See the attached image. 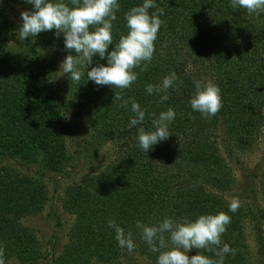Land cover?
I'll use <instances>...</instances> for the list:
<instances>
[{
    "label": "trees",
    "instance_id": "1",
    "mask_svg": "<svg viewBox=\"0 0 264 264\" xmlns=\"http://www.w3.org/2000/svg\"><path fill=\"white\" fill-rule=\"evenodd\" d=\"M155 2L164 15L160 17L163 23L154 41L153 58L146 71L140 67L133 69L137 80L128 89L110 85L98 88L87 81L86 68L81 69L84 75L79 82L69 81L77 99L88 107L95 138L111 143L115 153L103 175L88 177L83 185L73 186L67 192L65 206L76 214L77 220L61 264H87L92 255L122 264L134 254L156 263L158 253H153L142 240L135 227L137 221L152 225L164 216L195 218L218 212L231 218L221 236V247L228 244L235 250V255L225 256L224 264H246L249 249L242 209L228 212L231 201L225 193L235 185L233 163L261 133L264 124V13L249 14L245 9H234L230 0ZM141 3L142 0H119L117 19L112 22L114 44L127 32L124 13ZM21 5L31 8L25 3ZM9 28V19L0 10L2 143L31 158L41 147L47 164L52 166L60 139L51 129L47 132L35 127L43 111L25 104L32 92L29 81H14L4 76V69L11 70V63L16 61L3 48L11 39ZM54 31L25 39V51L36 66L41 63L33 40L53 41L64 48L63 34L57 38ZM68 54L76 55L74 51ZM99 63L106 61L94 56L92 66ZM171 72L182 83L168 89L167 101L161 103L159 95L146 93L147 84H159ZM46 80L49 90L56 94L50 75ZM194 80L212 81L219 86L223 106L215 116H204L191 109L189 98L194 91ZM131 100L146 111L143 124L146 130L151 127L150 115L158 116L169 107L176 113L169 126V138L147 153L137 146L136 129L126 126L133 115ZM220 139L225 141L222 146ZM256 176L258 192L252 186ZM248 177L251 181L248 194L253 197L259 193L264 198V169L260 175L254 172L248 173ZM46 199L42 185L10 168L0 167V255L22 258L31 254L33 259L38 256L34 234L22 225L21 219L41 212ZM110 220L125 231H132L134 251L118 247L114 230L108 227ZM259 240L263 244L264 236ZM216 250L214 247L204 254L215 259ZM196 252L193 249L188 255L191 257Z\"/></svg>",
    "mask_w": 264,
    "mask_h": 264
},
{
    "label": "clouds",
    "instance_id": "2",
    "mask_svg": "<svg viewBox=\"0 0 264 264\" xmlns=\"http://www.w3.org/2000/svg\"><path fill=\"white\" fill-rule=\"evenodd\" d=\"M23 3L31 8L20 12L22 23L17 31L18 41L23 43L41 32L55 30L57 38L63 34L64 48L76 53L75 56L66 55L61 62L62 74H68L70 81L79 82L84 75L81 69L86 68L87 81L98 88L110 85L121 90L128 89L137 80L134 68L147 70L155 50L154 41L163 23L160 17L164 15L163 9H157L155 0H142L124 13L127 32L114 44L112 22L117 19L119 0H69L68 3L65 0H23ZM230 6L245 9L249 14L264 13V0H230ZM150 9L157 10L150 13ZM110 45L113 47L108 51ZM96 55L106 63L92 66ZM178 82L176 73L171 72L159 84H147L145 91L150 96L159 95L163 103L168 100V89ZM193 84L194 91L189 98L191 109L204 116H215L223 106L219 86L200 80H194ZM130 111L133 115L126 126L136 129L137 146L142 151L147 153L169 138V126L176 115L173 108L161 111L158 116L150 115L151 127L147 130L143 126L146 111L141 105L131 100ZM239 207V200L233 198L228 212L235 213ZM230 220L229 215L218 212L195 218L164 216L152 225L137 221L135 227L150 250L158 253L156 264H224L227 254L235 255L228 244L221 247V236ZM108 227L114 230L118 247L134 251L136 244L131 230L125 231L112 220L108 221ZM214 247L217 249L215 259L204 254ZM193 249L197 252L190 257L188 253Z\"/></svg>",
    "mask_w": 264,
    "mask_h": 264
},
{
    "label": "rangeland",
    "instance_id": "3",
    "mask_svg": "<svg viewBox=\"0 0 264 264\" xmlns=\"http://www.w3.org/2000/svg\"><path fill=\"white\" fill-rule=\"evenodd\" d=\"M17 1L20 0H2L0 3V10L9 19L11 35L3 48L16 59L11 63V70L4 69V76L14 81H29L32 92L25 104H32L43 111L37 117L35 127L43 128L47 132L49 129L53 130L54 136L60 140L55 150L54 164L50 166L45 160V150L40 146L38 154L31 158L3 144L0 136V167L10 168L15 173L30 178L42 185L47 193L41 212L21 219L22 225L34 234L38 256L33 259L30 258L31 254L22 258L0 255V264H61L70 232L77 220L76 214L65 206L67 192L73 186L83 185L88 177L103 175L112 164L115 152L111 143H102L95 138L87 105L77 99L75 90L69 84L68 74L60 71V64L68 51L53 41L44 43L33 40L43 66H36L29 59L24 42L17 39V31L22 23L20 12L26 10L21 5L23 2L19 4ZM48 75L54 81L56 94L48 88ZM224 142L220 139L219 145L222 146ZM247 146L232 165L235 185L225 195L227 194L230 201L233 198L238 199L242 209L245 242L249 249L246 264H264V254L261 252L264 243L261 244L259 240L264 236V198L259 193L252 197L247 192L251 187L248 173L259 172L260 175L264 169V124L261 133ZM257 176L255 182H252L256 192L260 191ZM87 264L112 263L105 257L92 255ZM122 264L156 263L134 254L124 259Z\"/></svg>",
    "mask_w": 264,
    "mask_h": 264
}]
</instances>
